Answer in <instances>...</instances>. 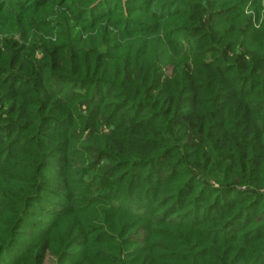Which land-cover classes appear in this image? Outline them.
<instances>
[{
  "label": "trees",
  "instance_id": "obj_1",
  "mask_svg": "<svg viewBox=\"0 0 264 264\" xmlns=\"http://www.w3.org/2000/svg\"><path fill=\"white\" fill-rule=\"evenodd\" d=\"M264 264V0H0V264Z\"/></svg>",
  "mask_w": 264,
  "mask_h": 264
},
{
  "label": "rangeland",
  "instance_id": "obj_2",
  "mask_svg": "<svg viewBox=\"0 0 264 264\" xmlns=\"http://www.w3.org/2000/svg\"><path fill=\"white\" fill-rule=\"evenodd\" d=\"M53 260L50 257H47V259L45 260V264H52Z\"/></svg>",
  "mask_w": 264,
  "mask_h": 264
}]
</instances>
